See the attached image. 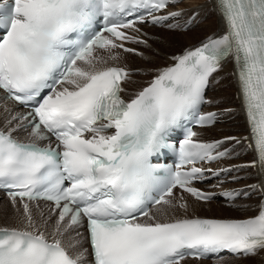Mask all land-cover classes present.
<instances>
[{
  "label": "snow or ice",
  "instance_id": "snow-or-ice-1",
  "mask_svg": "<svg viewBox=\"0 0 264 264\" xmlns=\"http://www.w3.org/2000/svg\"><path fill=\"white\" fill-rule=\"evenodd\" d=\"M172 2L11 0L0 8V90L31 108L5 107L0 118V190L14 212L11 225L0 226V264H185L224 251L264 252V199L254 216L208 218L190 211L183 195L211 201L194 184L233 169L198 165L228 156L219 151L225 140L241 141L203 142L190 128L178 146L170 140L185 122L216 121L200 108L231 58L249 125L244 139L256 157L237 170L264 171V0H216L226 31L174 56L128 94L132 70L122 52L143 55L126 45L149 47L137 25L179 17L156 15ZM168 152L175 166L154 162ZM257 191L264 197L262 185L222 195L234 201Z\"/></svg>",
  "mask_w": 264,
  "mask_h": 264
},
{
  "label": "bare ground",
  "instance_id": "bare-ground-1",
  "mask_svg": "<svg viewBox=\"0 0 264 264\" xmlns=\"http://www.w3.org/2000/svg\"><path fill=\"white\" fill-rule=\"evenodd\" d=\"M177 3H178L177 6L171 5L170 8H168V10L166 12H180L181 15L179 17H182V19H187L186 22H188L189 19L193 18V17H195V20H197L198 17L201 16V15L203 17L201 16L200 20L204 19L205 15L207 13H209V9L210 10L212 9L211 7H215L216 13H218V10L216 8V0H192L191 3H187V2L180 3V0H178ZM195 5H197L198 8L194 9ZM218 16H219L218 19L214 18V19L208 20V23L206 25V27L208 29H213L214 28L213 27L214 22L217 23L215 28H214L215 30L211 33L212 35H210V36L221 35V34H223V32L226 31V28H225V25L223 23L222 17L219 15V13H218ZM179 17L172 18V20L173 19H178ZM172 20H170L169 22H171ZM194 22H196V21H194ZM137 26L141 29V32L139 33V35L143 39H146L148 41V43L152 45V47L156 48V50H159L161 53L163 52V54H164L163 56H165L167 58V61L164 60L163 56H159L156 53H154L153 48L151 46L146 47L143 44H128V45H126L127 47H131V48L136 49L137 52H139V53H143V55H138L136 53H130V54L126 55L125 53L122 52V59H124L122 62H125V63L129 64V66H126V67L129 68V69H136V68L139 69V73L136 70V72H137L136 75H132V83L129 84V86L127 88V92L130 91L132 88H134L135 91L139 90L141 87L147 85L148 81H150V78L152 76H154V74H156L157 70L162 69V68H166V67H168V66H170V65H172L174 63V61L172 59L174 56H172V54L170 55V54L167 53L172 48V47L170 48L169 45H173V41H171V40H172V38L174 39V37L170 36V33H169V34L165 35V38H164L165 40H159L160 36H159V39L156 38V36H157L156 35V30L158 28H156L155 26L149 27V26H146V25L143 26L142 24H138ZM165 27H167V26H165ZM162 28H164V27L161 26V29ZM190 29H189L188 32H183V34L181 33L182 34V38L184 39V42L186 43L185 46L189 45V47H187L186 50L194 48V44H196L197 42H199L201 40L200 37H198L197 33H196L198 30L195 31V30H190ZM193 32L196 33L195 34L196 38L191 36V35H193L192 34ZM208 32H209V30H208ZM180 38H181V36H180ZM196 47H197V45H196ZM177 49H179V48H177ZM182 54H184V53H182ZM182 54H180V55H182ZM180 55H178V56H180ZM157 67H160V68H157ZM231 72H233L234 74L236 73V66H235L234 62L232 61V59H228L223 64L221 70L219 72H217V73H214L213 76L216 77V79L219 80L221 82V84L225 86L224 87L225 89H227V87H229V86L225 82L227 80V76L229 77L230 80L232 79L231 74H229ZM234 77H235V75H234ZM235 81H233L232 84L230 85V89L234 90L235 89L234 87L236 85L238 96H239L240 90L238 89L237 83H235ZM210 89H211V87H210ZM225 89H222V90L227 91ZM224 91H221L222 94L225 93ZM130 92L133 93L132 91H130ZM128 94H130V93H128ZM212 95H213V93H212ZM211 97H213V96H211V95L209 96L210 101L208 102V106H207L206 109L207 110H217L218 109V111H219L220 106L219 107L216 106V102L214 101L215 98L213 97L214 99H212ZM125 98H127V97H125ZM226 100H228V99H226ZM227 104L228 105H226V107L230 108V111H231L233 109V107H234V103L232 101L231 102L228 101ZM235 104H236V107L241 110V115H240L241 117L239 116L238 119H237L239 121L237 123V126L236 125L232 126V125H229L227 123H222V124L220 123L219 124V123L216 122L213 126H211L209 128H199V129H197V132H200V133L201 132H205V133H207V132L212 131L213 129H217V134L215 136L212 135L211 138L206 139L207 141L213 140V139L225 140V138H227L225 136L236 137L237 139H239L241 141V143L237 144L236 141H234V140H225V143L223 144L222 149H230V150H232L234 148L241 147L243 142L247 143V141H245L244 138L245 137H249L250 134H249V129H248L247 123L245 124V121L242 122L243 119H245V116H244V107H243L242 99L240 98V96H239V100H237ZM5 107H8L10 109H14L15 111L19 112L18 109H16L12 104H10L7 101L5 102L0 97V118H2V116H3L2 109H4ZM242 117H243V119H242ZM218 121H219V119H218ZM227 131H230V132H227ZM20 136H22V132L20 133ZM247 153H248V155H247ZM247 153L244 154V155H247V157H245L244 159H240L236 163L240 162V163H244L246 165H250L252 163V161L256 157L254 158V152L251 149H249V152H247ZM241 156H242V154H241ZM215 165L214 166H215L216 169L233 168V166H231V165H233L232 163H230V162L227 163V158H226V160L220 161L219 163H217ZM241 166H242V164H241ZM245 170H248V173L244 172V178L245 179L252 178V181H247L246 183H248L250 185H262V186H264V171H262L260 169L259 165H257V167H248ZM231 176H232V172H230V176L229 177H231ZM229 179H227V180H219L217 182H212L209 189H211L212 191H217L219 189H220L219 191H224V190L228 191V190H232L233 188L245 189L246 191L248 190V186L249 185H245V184H241L239 186L238 185H231V184H229ZM176 191L174 190V194H175ZM183 195L185 196V199L188 201V203L190 205V211H194L196 215L199 212L205 213L206 211L204 209H202L201 206H205L206 205V206H208L209 213L212 214V215H207V217L240 218V217H235V216L234 217L224 216L226 214H236L237 215V214L240 213L241 210L239 212L238 211L236 212V210L232 209L233 206L227 207L223 203V201H221V200L215 199L214 201H210V202H205L204 203V202L196 201V200H194L192 198H189L190 196H188V195H185V194H183ZM262 199H264V197L261 198V200L259 201V204L261 203ZM3 200H7L8 202H10L5 197H4ZM239 201H241V200H239ZM236 203H237V201L235 202V204ZM249 206H251V207L250 208H246L244 211H241V212H243L242 215H244L246 217H250V216H253V215L257 214V211L255 210V207L252 206L251 202H250ZM43 207H45L46 209L50 208V206H48V205H45ZM157 207L158 206H156L155 209ZM155 209H152L150 211L151 212H156L157 209L156 210ZM254 210L256 212L252 214V212H254ZM2 214H3V210L0 209V215H2ZM199 216H201V215L199 214ZM202 216H206V215L204 214ZM239 216H240V214H239ZM0 220H1V218H0ZM83 237L84 236L82 234V238L81 239L84 242V248H87ZM229 257L235 258V257H232V256H229ZM256 259L258 260V264H263V262H264V253H263V255L260 256V258L256 257ZM257 260H256V262H257ZM210 261H211V259L210 260H200L199 261V260H196V259L188 258L186 260L185 264H209Z\"/></svg>",
  "mask_w": 264,
  "mask_h": 264
},
{
  "label": "rangeland",
  "instance_id": "rangeland-1",
  "mask_svg": "<svg viewBox=\"0 0 264 264\" xmlns=\"http://www.w3.org/2000/svg\"><path fill=\"white\" fill-rule=\"evenodd\" d=\"M182 2L183 3L184 2L191 3L192 0H180V3H182ZM176 4L177 3H175V6H177ZM195 8H198V6L195 5L194 6V9ZM211 8L212 9L211 10L209 9V13H207L205 15L204 19L200 20V18H201L202 15L199 16L197 20H195V17L189 19V21L192 20L193 21V24H194V25L191 26V29L190 28L189 29L190 30H195V31L198 30L199 32L197 31L196 33H197V36L200 37V39H201L199 42H197L196 44H194V46L202 43L205 39H207L208 37H210V35H212L211 33L215 30L214 28H215V26L217 24L216 22H214V25H213L214 28L213 29H208L206 27V25L208 23V20H211V19H214V18H216V19L219 18L218 13H216L215 7H211ZM174 20H176V21H174ZM172 21H174V23H172V24H178V25H180V27L169 28V27L163 26L164 28H162V29H161V27H156V28H158L156 30V35H157L156 38L159 39V36H160V39L159 40H165L164 39L165 38V35H167V34L170 33V36L174 37V39L172 38L171 41H173V45H169L170 48L171 47L172 48L169 50L170 52L168 51L167 53L170 54V55L172 54V56H175V55L178 56V55L184 53V51H186V48L189 47V45L188 46H185L186 43L184 42V39L182 38L183 32H188L189 29L185 30V28H184L185 24L187 23L186 22L187 19H184L183 20L182 17H179L178 19H173ZM194 21H196V22L194 23ZM208 30H209V32H208ZM196 33L193 32L192 34L194 36L193 35H191V36L194 37V38H196L195 37L196 36L195 35ZM180 36H181V38L183 40L180 38ZM148 45L152 47L151 44L148 43ZM152 48H153L154 53H156L157 55H159V56H163L164 55L163 52L161 53L159 50H156L155 47H152ZM177 48H179L180 50L177 49ZM125 54L127 55V54H130V53H125ZM163 57H164V60L167 61V58L165 56H163ZM123 60L124 59H122V61ZM122 63H123L124 66H129V64H127L125 62H122ZM157 68H160V67H157ZM136 70H138V73H139V69L136 68ZM136 73H134L132 75H136ZM232 73L233 72L229 73V74H231L232 79L230 80L229 77L227 76V80L225 82L229 86V87H227V89L224 88L225 86L222 85L219 80L215 79V80H212V86H211V89L208 92V95L209 96L211 95V96H213L215 98L214 101L216 102V106H218V107L220 106V109H219V118H220V120L217 123H219V124L220 123L221 124L222 123H227V124L232 125V126H235V125L237 126V123L239 122L237 119L241 115V110L239 108H237L236 107V104H235L236 101L239 100V96H238V92H237L236 85L234 87L235 88L234 90L233 89H230V85L232 84L233 81L236 80V78L234 77L235 74L234 73L232 74ZM153 77L154 76H152L150 78V80ZM235 83H237V81H235ZM237 86H238V84H237ZM222 89H225L227 91H224ZM220 90L221 91H224L225 93L223 92L224 94H222V92ZM130 91L135 92L134 88H132ZM130 91H128V93L131 94ZM212 93H213V95H212ZM213 97H211V98L214 99ZM226 99H228V100H226ZM228 101H230V102L232 101L234 103V107H233V109L231 111H230V108H227L226 107V105H228L227 104ZM242 119H243V117H242ZM244 121H245V124H246V120L245 119H243L242 122H244ZM227 132H230V131H227ZM216 134H217V129H213L212 131L207 132V133L201 132L202 137L203 138H207V139L208 138H211L212 135L215 136ZM225 137H228V136H225ZM232 152H233L232 156H229L227 158V163L230 162V163H232L235 166V167H233V170L231 171L232 172V176L229 179V184H231V185H238V186L241 185V184H245V185H249L250 186V184H248L246 182L247 181H252V178H250V179H245L244 178V172H247L248 173V170H245V169L248 168V167H239V170H237V166H241V164H242V166H246V164L240 163V162L239 163H236L240 159H244L245 157H247V155H248L247 152H249V148L247 147V143H244L243 142L241 147L232 149ZM246 153H247V155H244ZM241 154H242V156H241ZM233 189H237V188H233ZM175 194L176 195L180 194V191H177ZM189 198H191V197H189ZM261 198L262 197H261L259 191H257V192H250V194L248 196H242L241 201H237V203H236L237 206H233L232 209L236 210V212L237 211L239 212L240 210L241 211H244L246 208H250L251 207V206H249V204L251 202L252 206L255 207V210L258 211V205H259V201L261 200ZM3 199L4 198H1V196H0V209L3 210V214L0 215V218H1V220H0V226H8V225H11V223H12V218L14 216V212H13V209H12V206H11L10 202H8L7 200H3ZM218 200H220V199H218ZM225 205L227 207H231L232 205H235V204H228L229 206L227 204H225ZM201 208L204 209L206 212L205 213L199 212V213H197V215H199V214L201 216L204 215V214L206 216L207 215H212L208 211V206H206V205L205 206H201ZM44 210L47 211L48 209H46L44 207ZM255 210H254V212H252V214L256 212ZM241 211L239 213L240 216H239V214H237V215L236 214H226L224 216H227V217H229V216L230 217H234V216L235 217H243L244 215H242L243 212H241ZM244 217H246V216H244ZM81 244H82V246L84 248V242H83L82 239H81ZM263 253L264 252L259 253L258 256L257 255L256 256H247V258L246 257L231 258V257H228L227 256V257L223 258L222 260H211L209 262V264H258V260L256 259V257L257 258H260V256L263 255ZM256 260H257V262H256Z\"/></svg>",
  "mask_w": 264,
  "mask_h": 264
}]
</instances>
